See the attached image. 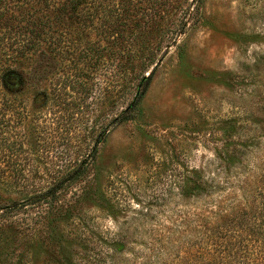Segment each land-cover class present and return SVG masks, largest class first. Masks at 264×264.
<instances>
[{"label":"rangeland","instance_id":"rangeland-1","mask_svg":"<svg viewBox=\"0 0 264 264\" xmlns=\"http://www.w3.org/2000/svg\"><path fill=\"white\" fill-rule=\"evenodd\" d=\"M21 4L0 0V73L8 70V83L19 87L16 122L28 143L21 162L38 172L28 181H55L58 167H76L94 144L97 154L83 177L57 194L53 209L35 206L0 217V264H176L184 256L179 247L189 242L193 251L197 202L182 192L189 177L224 168L237 140L258 155L264 147V0L192 6L195 14L199 5V13L176 43L152 51L165 53L145 73L154 70L131 119L100 143L101 125L115 111L100 102L101 70L89 74L91 92L83 93L86 67L76 54L84 35L48 14L41 23L51 39L24 50L40 6L37 0ZM86 40L100 43L91 33ZM244 156L235 151L229 160ZM16 190L0 183V207L28 198ZM111 238L127 246L119 257Z\"/></svg>","mask_w":264,"mask_h":264},{"label":"trees","instance_id":"trees-1","mask_svg":"<svg viewBox=\"0 0 264 264\" xmlns=\"http://www.w3.org/2000/svg\"><path fill=\"white\" fill-rule=\"evenodd\" d=\"M28 1L21 0V5L25 6ZM37 1L40 7L35 11V28L27 35L23 48L32 50L49 42L51 38L46 34L50 27L45 30L46 24L41 23L43 18H50L48 14L60 24H73L84 35L83 46L76 54L86 67V79L81 87L83 93L89 96L91 92L89 74L101 70L100 102L115 111L113 117L101 125L96 139L100 143L111 129L131 119L154 70L147 76L145 73L165 53L157 57L152 51H167L176 43L187 24L199 13V5L195 14L191 9L201 0ZM88 33L100 43L86 40ZM156 38H159L157 48L148 50ZM53 45H56V39ZM140 51L150 52L143 55ZM24 52H20L21 55ZM261 73L264 79V61ZM8 75V70L0 73V176L10 181L0 183L18 189L28 198L1 206L0 217H9L21 209L35 206L53 209L57 194L80 180L85 165L93 161L97 154V144H94L76 167L71 164L58 167L53 172L57 180L48 182L43 179L39 181L42 184L28 181L30 175L38 172L33 173L21 162L26 152L22 148L27 140L23 141L26 137L23 134V137L20 136L16 122L20 120L21 113L15 92L19 87L10 86ZM262 84L259 124L264 139V81ZM64 94L59 90L56 96L61 98ZM130 96L132 99L126 104ZM246 147H249L247 142L237 140L232 154L241 151L245 154L242 160H229L231 154L226 166L222 169L218 167V171L208 177L204 171H194L182 188L185 196L193 193L197 212L193 251L188 247L189 242L179 247L184 256L176 264H264V147L261 155ZM109 243L118 257L127 249L125 243L115 238H111ZM147 264L159 262L156 260Z\"/></svg>","mask_w":264,"mask_h":264}]
</instances>
